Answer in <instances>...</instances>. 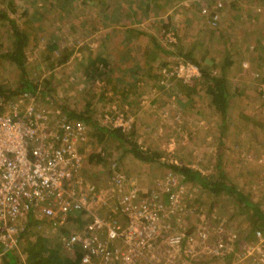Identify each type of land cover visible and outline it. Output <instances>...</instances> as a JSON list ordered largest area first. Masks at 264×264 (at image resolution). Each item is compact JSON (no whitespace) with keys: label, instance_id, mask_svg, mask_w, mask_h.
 Masks as SVG:
<instances>
[{"label":"rangeland","instance_id":"obj_1","mask_svg":"<svg viewBox=\"0 0 264 264\" xmlns=\"http://www.w3.org/2000/svg\"><path fill=\"white\" fill-rule=\"evenodd\" d=\"M24 2H18L19 9L32 3L29 0ZM103 3L108 1L35 0L31 9L36 14L37 22L24 27L23 20L13 17V22L16 20L15 24L28 37L25 78L38 93L34 104L41 110L52 113L60 111L63 115L64 109L77 114L84 111L87 105L89 111L92 110L93 121L108 128H119L118 124L113 122L112 125L108 121L110 118L117 121L132 120L128 123L137 130L129 141L150 155L153 159L151 162L136 158L129 151L130 142L120 144L116 140L105 138L101 144L98 143L97 132L87 125L89 135L85 153L92 156V161H85L86 173L83 179L87 184L96 181L101 195H107L112 190L108 186L109 177L104 174L112 161L120 163L127 183L137 186L141 191L165 187L168 180H179L178 173L169 165L189 167L205 178L224 173L227 181L239 189L245 199L240 201L226 192L214 196L207 191L202 192L192 182L179 181L181 187L178 189L188 196V211L184 220L187 232L191 231L193 235L196 252V258L191 264H232L238 255L224 252L226 254L217 256L212 251L218 243L230 242L229 238L234 234L231 231L243 238L248 245L251 244L254 237L250 234L258 225L254 215L256 211L264 213V97L259 92H242L239 102L232 103L226 113L227 123L223 125V142H220V117L209 108V101L205 96L203 99L199 92L195 95L190 91L200 81L191 84L164 81L161 85L159 67L163 68L168 64L169 68L175 58H181L180 51L169 42L170 38L176 40L175 37H170L176 32L173 29L165 32L160 26L147 30L139 26L135 27L138 29L135 31H142V35L133 32L129 33L130 38L121 40V37L116 38L113 34L107 47H95L92 40L99 38V35L95 37L93 30L99 24L98 11ZM37 15L40 17L37 18ZM257 19L259 23L255 19L254 22L250 19L246 23L256 27L254 33L251 31L247 34L251 39H254L253 34L258 29L260 31L261 40H249L256 46L253 44L250 47V43L239 42V46L232 47L237 57L240 55L252 60V65L247 66L249 71L245 75L241 73L244 78L234 83H238V86L247 83L254 91L261 87V78L264 76V16ZM234 33L235 36L239 35ZM124 34L120 33L118 36ZM12 41L11 28L0 30V87L7 91H16L23 82L21 71L5 57L11 50ZM124 42H128L133 48H122ZM54 45L57 50L48 54L47 48ZM99 54L105 57L110 65L109 70H113L118 76H125L116 80V74H109L99 83L88 79L84 67ZM63 57H68V60L60 63ZM125 64L129 66L126 67ZM139 64L143 68H139ZM233 69L239 72L237 66L234 65ZM130 70L137 71V81L126 76L133 75ZM214 75L219 76L217 71ZM128 85L132 88L129 89ZM206 86L202 85L200 92H204L203 88ZM127 89L131 90L130 97L124 94ZM195 117H199L200 122ZM131 129L125 132L128 133ZM100 153L102 159L99 162L96 156ZM122 192L120 190L115 195L121 196ZM116 198L117 196L111 197L109 209L97 208L96 214L108 218L115 211L117 217L114 218L121 221L116 210ZM73 230L75 227L71 226L70 232ZM199 231L201 235H208L206 240L199 237ZM33 234L46 236L55 243V231L45 220L29 235ZM26 236L19 242L17 250L12 252L21 260ZM180 252L181 250L169 253L155 248L150 256L152 261L158 258V264H178L171 257ZM1 254L4 255L0 252V264H3ZM64 254L68 256L67 253Z\"/></svg>","mask_w":264,"mask_h":264},{"label":"built area","instance_id":"obj_2","mask_svg":"<svg viewBox=\"0 0 264 264\" xmlns=\"http://www.w3.org/2000/svg\"><path fill=\"white\" fill-rule=\"evenodd\" d=\"M193 1L200 5V13L210 28L216 29L223 22L225 3L217 1L211 11L205 0ZM169 42L175 44L176 40L170 38ZM167 66L159 70L161 85L164 81L191 84L201 78L200 67L186 58H175ZM261 82L259 90L264 97V76ZM34 100L25 95L6 103L0 98L2 251L17 250L21 236L28 231L30 215L40 222L45 220L56 233L66 224L65 215L75 210L87 213L90 221L80 231L61 235L60 241L70 257L80 253L81 264H158V258L152 261L150 256L155 248L169 253L181 250L171 257L173 262L193 263L194 239L184 220L188 196L178 189L181 180H168L165 187L141 191L127 183L121 166L112 161L107 175L112 190L101 195L99 187L79 178L85 162L81 145L88 139L86 125L69 122L60 111L41 110ZM108 121L124 131L133 126L128 123L131 119ZM120 190L123 194L115 195ZM114 196L122 222L114 218L115 211L108 218L95 212L97 208L109 209ZM231 233L230 242L218 243L213 254L233 252L238 258L232 264H264V234L254 232V241L248 245L234 231ZM200 236L206 240L208 235L199 231Z\"/></svg>","mask_w":264,"mask_h":264},{"label":"crops","instance_id":"obj_3","mask_svg":"<svg viewBox=\"0 0 264 264\" xmlns=\"http://www.w3.org/2000/svg\"><path fill=\"white\" fill-rule=\"evenodd\" d=\"M19 1H25L24 3H26L28 0H0V11L4 12L8 21L14 19L13 17H18L23 20L22 25L24 27L33 22H37L36 14H34L33 9H31L33 5H35V0H29L32 1V3H27L25 8L23 6L21 9L17 6ZM107 1L108 3H103V7H100V11H98L100 20L98 21V26L96 25V28L93 30V34L95 37L99 35V38L92 40L93 46L107 47L106 44L113 38V34H115L116 38L121 37V40H124L125 37L130 38L129 33L133 34V32H135L136 35H142V31H138L141 33L135 31L138 30L135 29V27L139 28V26H143V30L159 26L163 29L169 27L170 30L173 29L176 32L180 53L182 52L185 55L190 56L196 64L201 65L204 69H209L213 74L217 71L220 76V72H223L221 74L227 82V88L230 90L229 106L226 109V113L231 108L230 105L232 103L239 102L240 97H242V92L248 94H256V92H258L257 88H255L256 91H254L253 87H248L249 85L247 83H245L246 85L240 84V87L238 86V83H234L236 80L241 81V79L244 78L246 72L249 71L247 66L252 65V60L245 56L238 55L237 57L232 50V47L242 42H247L246 44L250 43L248 45L251 47L253 44L255 45V43L253 41L250 42L249 40H261L259 39V29L257 33L253 34L254 39H251L247 35L248 32L251 31L254 33L256 27L250 23H246L250 19L251 22L257 20L259 23L257 18L264 16V0H225L223 18L225 21L217 30L212 29L207 25L205 18L202 17L200 13V5L193 0ZM91 4L94 5L93 3ZM38 17L40 16L37 15V18ZM104 20L107 22H104ZM1 23L5 24V26ZM9 24L10 23H5V21L1 19L0 30L10 28ZM15 25L17 26V24ZM17 28L20 29L19 26H17ZM234 32L239 33V35L235 36ZM120 33L126 34L118 36ZM105 35H108V37L106 38ZM126 47L133 48L128 42H124L122 48L126 49ZM97 56H101L105 59L103 55L99 54ZM132 58L133 56L131 57V61ZM95 59L96 57L92 61ZM125 65L126 67L129 66V64ZM234 65L238 67L239 72H235L236 70L233 69ZM139 68H143L142 64H139ZM130 71L134 76H126H129V79L133 81H137L139 77L137 71ZM157 71L158 70L156 69V73ZM241 73H244V75L242 76ZM262 73L264 74V71ZM109 74L118 75L113 70H110ZM124 76L125 75H122V77ZM122 77L116 76L115 79L118 80ZM96 81L94 82L99 83L104 80L97 79ZM127 87L129 89L132 88L131 85H128ZM199 93L200 96L203 95L202 98L205 99L206 96L204 93ZM239 93L241 94L240 96ZM124 94L127 97L132 95L131 90L128 89L125 90ZM195 120L198 121L199 117H195ZM198 122H200V120ZM19 262L20 263L18 264H22L21 261Z\"/></svg>","mask_w":264,"mask_h":264},{"label":"trees","instance_id":"obj_4","mask_svg":"<svg viewBox=\"0 0 264 264\" xmlns=\"http://www.w3.org/2000/svg\"><path fill=\"white\" fill-rule=\"evenodd\" d=\"M217 1L222 0H205L206 5L209 10L212 11L213 6L217 3ZM225 0L222 2L224 3ZM201 9V8H200ZM225 10V9H224ZM216 11H214L215 13ZM224 18V16H223ZM5 21V23H10L9 27L12 31V47L9 52L5 54V57L10 61L11 64L18 67V69L21 71L23 75V82L21 83L20 87L14 91H7L0 87V98L4 102H11L16 99H19L21 96H32L34 99L36 98V95L38 94L35 91V87L32 86L27 80H26V72H25V66H26V49L28 47V37L26 33H23L20 29L17 28L15 23L11 20L8 21L3 11H0V20ZM225 19H223L224 23ZM222 23L217 26V29H219L222 26ZM3 24V23H1ZM5 26V24H3ZM165 32L169 31V27H165ZM176 43L174 44V47L178 48V39L177 35L175 34ZM48 54L52 53L53 51L57 50V47L49 46L48 48ZM181 57L186 58L190 62L196 64L190 56L185 55L181 52ZM68 60V57H63L60 63L66 62ZM198 65V64H196ZM200 67L201 72V78L195 82L199 85H195L190 89L192 93L197 94L200 92L201 86L204 85L207 86L204 89V95L207 97V100L209 101L208 106L211 108V110L217 114L218 117L221 119V129L222 133L220 135V142H223V139L221 138L224 135V126L227 123L226 120V109L229 106V100H230V90L227 88V82L225 78L222 76L220 72V76H216L211 72L209 69H204L201 65H198ZM109 64L105 59H103L101 56H97L94 61L89 62L86 67H84V72L86 73V77L88 79L95 80H105L107 76H109L110 68ZM263 72V71H262ZM117 77H121V75H117ZM255 78V77H254ZM262 79V78H261ZM181 83V82H179ZM46 85V84H45ZM192 86V85H191ZM185 87V86H184ZM258 92L260 95H262V92L258 89ZM63 111V110H62ZM64 116L67 120L70 122H82L86 125H89L93 130L97 132L96 140H98V143H102L105 138L107 139H113L118 141L120 144L129 143L130 152L141 161L151 162L153 159L150 155L146 154L144 151H142L137 144L133 143L132 141H129V138L132 137V135L136 134V127L133 126L130 132H125L121 128H113V127H105V126H99L97 125L93 119H92V110L89 111V106H85V110H81L79 113L71 112L67 109H64ZM63 115V114H62ZM217 122V121H216ZM88 130V128H87ZM89 135V131H88ZM81 145V151L83 154H85V161L88 163L92 161L91 155H86L85 145L87 143H82ZM210 145V144H207ZM85 147V148H84ZM102 153L98 154L96 157L100 162V159H102ZM221 155L218 157L220 158ZM117 163L120 165V163L117 161ZM85 164V162H84ZM111 164V163H110ZM121 166V165H120ZM168 166V165H167ZM109 167L106 169L105 173L108 175L109 173ZM169 167L178 173V176L180 177V180L182 183H189L192 182L193 185L198 186L201 191H207L211 195H221L222 193H229L230 195L234 196L238 200L245 199L239 189H236L233 187L226 179L224 173H220L216 176H212L209 178L203 177L200 172L191 169L189 167H183V166H177V165H169ZM219 167V166H218ZM122 168V167H121ZM86 167L84 166L79 171V178L84 182L83 175L86 173ZM122 171L124 172L123 168ZM125 174V172H124ZM208 179V180H207ZM94 186L99 187L97 185V182L95 181L92 183ZM186 203H188V200H186ZM246 218L247 214L243 213ZM66 218V224L64 226H61L59 230L53 235L55 237V243H52L48 237L42 236V235H36L33 234L32 236L29 235L32 230L37 229L40 227L39 220L35 219L32 215L29 216V223H28V231L24 232V234L21 236V239L23 240L25 235V247L22 249L23 254V264H81V255L80 253L76 254L75 257H70V255L66 256L63 251V245L60 241V236H68L70 233L71 226L75 227V230L80 231L82 227L86 224V222L90 221V217L85 212H78V211H71L68 212L65 215ZM249 218V216H248ZM253 218V216H252ZM255 220H257L256 230H254L250 236L254 237V232L259 231L260 233L264 234V213H261L259 211H256V214L254 215ZM29 236V238H28ZM20 239V241H21ZM19 241V242H20ZM19 244V243H18ZM0 252H2V249L0 247ZM3 256V262L4 264H18L19 261H22L18 255L12 254V252H4Z\"/></svg>","mask_w":264,"mask_h":264},{"label":"clouds","instance_id":"obj_5","mask_svg":"<svg viewBox=\"0 0 264 264\" xmlns=\"http://www.w3.org/2000/svg\"><path fill=\"white\" fill-rule=\"evenodd\" d=\"M133 127V126H132Z\"/></svg>","mask_w":264,"mask_h":264}]
</instances>
